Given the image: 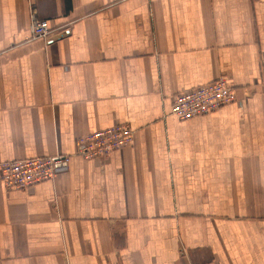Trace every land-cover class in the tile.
<instances>
[{
    "label": "crops",
    "instance_id": "1",
    "mask_svg": "<svg viewBox=\"0 0 264 264\" xmlns=\"http://www.w3.org/2000/svg\"><path fill=\"white\" fill-rule=\"evenodd\" d=\"M218 78L235 102L170 115ZM115 125L131 146L74 155ZM55 155L0 182V264H264V0H0V162Z\"/></svg>",
    "mask_w": 264,
    "mask_h": 264
},
{
    "label": "built area",
    "instance_id": "2",
    "mask_svg": "<svg viewBox=\"0 0 264 264\" xmlns=\"http://www.w3.org/2000/svg\"><path fill=\"white\" fill-rule=\"evenodd\" d=\"M29 32V38H44L50 33V29L46 22L39 21L32 15ZM233 102L235 96L232 88L223 78H218L212 83L177 93L172 99L170 115L179 121H187ZM133 133L128 125H115L93 131L75 140L74 155L85 160L107 157L113 151L131 146ZM70 158L69 155H55L0 162V182L7 190H24L50 181L58 173L65 171Z\"/></svg>",
    "mask_w": 264,
    "mask_h": 264
}]
</instances>
